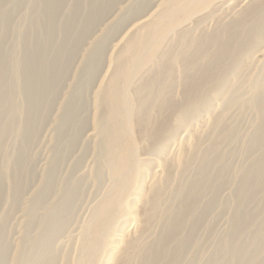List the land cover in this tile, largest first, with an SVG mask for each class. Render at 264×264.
<instances>
[{
  "label": "rangeland",
  "instance_id": "obj_1",
  "mask_svg": "<svg viewBox=\"0 0 264 264\" xmlns=\"http://www.w3.org/2000/svg\"><path fill=\"white\" fill-rule=\"evenodd\" d=\"M248 1L255 0H213L175 18L162 15L149 29L161 30L169 22L162 30L164 39L184 27L197 37L213 31L218 19L231 21ZM160 2L0 0V264L39 260L41 264H86L82 240L98 203L111 192L114 177L107 160L109 132L116 124L107 119L110 104L105 101L97 110L101 123L95 134L93 99L109 77L111 61L122 54L120 46L139 33L129 31L132 25ZM161 41L150 43L149 60L154 59ZM259 45L242 57L219 94L206 101L208 106L205 102L207 110L199 109L189 131L180 130L160 155L142 156L151 159L138 176L146 190L162 176L158 161L167 158L171 164L173 180L166 190L169 202L165 206L171 218L182 201L174 186L182 163L189 160L183 177L187 185L197 179L201 167L200 155L192 157L196 148L204 152L223 127H235L230 140L209 149L212 159L220 155L221 159L212 168L203 195L192 201L195 215L203 216L197 226L194 220L184 221L178 239L185 240L190 229L193 232L175 264H264V127L256 129L254 106L264 88V44ZM183 46L173 39L169 51L190 54L191 49ZM174 81L172 95L178 96V73ZM211 116L220 121L215 131ZM258 138L261 145L251 152ZM128 145L127 139L122 141L121 157ZM242 182L248 194L239 208L234 200ZM134 198L132 194L130 202L137 207ZM237 208L254 220L235 227ZM60 209L55 216L60 220L54 225L51 213ZM121 222L113 239L118 241L122 235L133 239L137 221L129 216ZM165 228L153 226L143 237V249L162 237ZM173 249L168 247V255Z\"/></svg>",
  "mask_w": 264,
  "mask_h": 264
},
{
  "label": "bare ground",
  "instance_id": "obj_2",
  "mask_svg": "<svg viewBox=\"0 0 264 264\" xmlns=\"http://www.w3.org/2000/svg\"><path fill=\"white\" fill-rule=\"evenodd\" d=\"M212 1L161 0L153 11L132 25L129 31L139 33L120 46L118 51H122V54L111 61L109 77L95 93L92 115V129L96 131L95 134H99L97 132L101 123L97 110L99 111V106L105 101L110 104L107 119L112 121L114 126L116 124L115 130L111 129L109 132L107 160V168L114 177L110 175L113 180L110 182L111 192L98 203L91 228L86 234L87 237L84 236L82 240L85 248L81 253L86 264H130L132 259H137L138 264H175L193 232V229H190L187 238L179 240L178 235L183 229L184 221L194 220L195 226L201 222L203 215H195L197 211L194 213L192 201L203 195L204 187L207 186L210 174L214 170L212 168L221 159V155L212 159L209 151L234 136L233 125L223 127L221 135L213 137L204 152L196 148L192 157L200 155L201 167L197 171V179L187 185H184L183 177L189 169V160L182 163L174 184L175 193L180 194L182 201L171 218L166 216V212L169 211L165 208L169 202L166 199V190L173 180L168 159L158 161V167L162 168V176L153 182L149 189L146 190L138 182V176L151 161L150 158L142 156L148 153L160 155L163 148L175 140L180 130L189 131L195 114L200 108L207 110L206 101L219 94L228 75L234 73L242 57L260 43L264 44V0L248 1L231 21L221 23L218 19L213 31L200 32L197 37L191 35L190 27H184L176 31L173 37L165 40L163 38L165 32L162 33V30H166L169 22L164 23L161 30L149 29V25L159 20L162 15L175 18L188 8L209 5ZM173 39L180 41L186 50L191 49L190 54L171 53L169 44ZM152 40L154 44L161 41V47L157 49L154 59L149 60ZM177 73L179 75L177 83L181 90L178 96H173L172 88L176 84L174 77ZM254 106L256 129L260 130L264 127V88L260 90L258 102ZM210 122L214 131L218 129L220 125L218 117L211 116ZM129 138L133 139V143L129 142ZM126 139L129 145L121 157L120 145ZM260 145L261 139L258 138L253 142L250 151L257 150ZM261 176V187L264 189V172ZM132 194H135L134 199L139 203L137 207H132L133 204L130 202ZM247 194V185L242 182L234 200L236 207L242 206ZM239 208L236 209L234 220L237 228L254 220L252 216L241 214ZM62 210H54L51 213L54 225L60 220L55 217L56 214ZM129 216L138 223L137 235L131 240L122 235L115 241L113 237L117 228L121 226L119 223ZM155 225L166 227L163 235L151 246L143 249V237ZM258 238V235L254 237L255 240ZM114 243L116 245L112 247ZM170 246L175 250L168 255L167 249ZM103 254L106 255L104 260ZM163 259L166 261L161 262ZM41 263L40 260L36 262ZM13 264H16V261H13Z\"/></svg>",
  "mask_w": 264,
  "mask_h": 264
}]
</instances>
